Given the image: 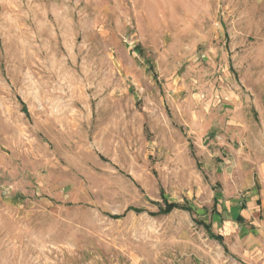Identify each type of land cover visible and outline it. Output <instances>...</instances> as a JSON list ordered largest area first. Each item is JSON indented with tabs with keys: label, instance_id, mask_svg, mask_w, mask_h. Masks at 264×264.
Masks as SVG:
<instances>
[{
	"label": "rangeland",
	"instance_id": "1",
	"mask_svg": "<svg viewBox=\"0 0 264 264\" xmlns=\"http://www.w3.org/2000/svg\"><path fill=\"white\" fill-rule=\"evenodd\" d=\"M263 193L264 0H0V264H261Z\"/></svg>",
	"mask_w": 264,
	"mask_h": 264
},
{
	"label": "crops",
	"instance_id": "2",
	"mask_svg": "<svg viewBox=\"0 0 264 264\" xmlns=\"http://www.w3.org/2000/svg\"><path fill=\"white\" fill-rule=\"evenodd\" d=\"M263 198H264V193H263ZM261 205V204H260ZM254 207H255V203L251 202L248 204V207H242V208H238L232 209V214L229 213L228 217L226 218L225 222H224V231L226 232H230L231 230H233V226L238 223L236 221L237 217H240L242 219V222H245L247 220L251 221L254 218L255 212H254ZM262 207L264 208V200L262 201ZM236 222V223H235ZM256 223V222H255ZM250 224L254 225V222H251ZM239 225V224H238ZM258 225V224H257ZM261 232L264 231V225L261 226ZM248 241L250 243L251 246H254L253 244L256 245V247L249 252H246V256H249L253 259H255L257 262H260L261 264H264V238L263 241H259L256 243L251 242V239H253L252 235H249L248 237ZM254 256V257H252Z\"/></svg>",
	"mask_w": 264,
	"mask_h": 264
},
{
	"label": "trees",
	"instance_id": "3",
	"mask_svg": "<svg viewBox=\"0 0 264 264\" xmlns=\"http://www.w3.org/2000/svg\"><path fill=\"white\" fill-rule=\"evenodd\" d=\"M176 208H180V209H185V210H188L189 211V209L190 208H187V207H185V206H180V205H178V204H168V203H165V206H164V208H163V210H160L159 212H158V214H168V213H170L172 210H174V209H176ZM236 221L238 222V223H242V219L240 218V217H237L236 218ZM217 239L219 240H221V237H217Z\"/></svg>",
	"mask_w": 264,
	"mask_h": 264
}]
</instances>
